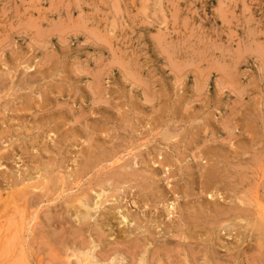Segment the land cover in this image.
Returning a JSON list of instances; mask_svg holds the SVG:
<instances>
[{
  "label": "rangeland",
  "instance_id": "1",
  "mask_svg": "<svg viewBox=\"0 0 264 264\" xmlns=\"http://www.w3.org/2000/svg\"><path fill=\"white\" fill-rule=\"evenodd\" d=\"M158 252L264 264V0H0V264Z\"/></svg>",
  "mask_w": 264,
  "mask_h": 264
},
{
  "label": "bare ground",
  "instance_id": "2",
  "mask_svg": "<svg viewBox=\"0 0 264 264\" xmlns=\"http://www.w3.org/2000/svg\"><path fill=\"white\" fill-rule=\"evenodd\" d=\"M165 140V139H164ZM222 148V147H221ZM208 149V148H207ZM228 149V148H227ZM239 151V150H238ZM258 153V152H257ZM232 156V155H231ZM248 156V155H247ZM108 164V163H107ZM107 167V166H106ZM234 167V166H233ZM30 175V174H29ZM230 175V174H229ZM122 178V177H121ZM14 181H15V179H13ZM233 180V179H232ZM245 183V182H244ZM213 184V183H212ZM16 185V184H15ZM21 185V184H20ZM46 186V185H45ZM11 188V187H10ZM47 188V187H46ZM47 190V189H46ZM22 192H23V190H22ZM226 193V192H225ZM22 194V193H21ZM50 194V193H49ZM257 195V194H256ZM28 196V195H27ZM38 197V196H37ZM185 200V199H184ZM105 202V201H104ZM223 202H224V200H223ZM236 205V204H235ZM234 205V206H235ZM208 208H207V211H211L212 212V214H214V220H221V219H224V218H226L231 212H232V209H228L225 205H218V204H208ZM173 207H174V205H173ZM172 207V208H173ZM124 208V207H123ZM234 209H238V207H234ZM242 209V208H241ZM240 209V210H241ZM243 210V209H242ZM237 211V210H236ZM203 212V211H202ZM238 212V211H237ZM236 212V213H237ZM64 213V212H63ZM197 213V212H196ZM239 213V212H238ZM243 213V212H242ZM232 214V213H231ZM235 214V213H234ZM108 215V214H107ZM161 215H163V213H161ZM179 215V214H178ZM86 216L87 215H82V217L81 218H79L78 217V219L80 220V221H82V219H85L86 218ZM115 215H110L109 214V217L107 216V222H110L112 219H115V217H114ZM124 216V215H123ZM167 216V215H166ZM201 216H202V218H203V216H204V214L203 213H200L199 212V214H197V215H195L194 217H192L191 219H189L188 221H187V224H185V227L187 228V233H185V231L183 230V229H181L182 227H174V226H172L170 223L172 222H170V223H168V221H167V223H166V228H165V231L164 232H160V233H158L157 232V234H154L153 235V238L151 237H147V238H145V239H195V236L196 237H198L199 235L197 234V231H195L196 229H197V227L199 226L198 225V223H199V221H201ZM244 216V215H243ZM169 217H170V215H169ZM177 217V216H176ZM206 217V216H205ZM212 217V216H211ZM122 218V222H120L119 223V225L120 226H128V228H129V225H131V226H135L133 223H131V224H129V222H128V219L126 218V217H121ZM208 218V217H207ZM206 218V219H207ZM63 219V218H62ZM106 219V218H105ZM177 220V219H176ZM191 220V221H190ZM210 220V219H209ZM92 221V220H91ZM205 221V220H204ZM48 222V221H47ZM139 222V221H138ZM211 222V221H210ZM215 222V221H214ZM217 222V221H216ZM249 222V221H248ZM61 223H62V221H61ZM60 223V224H61ZM173 223H174V220H173ZM26 224V223H25ZM46 224V223H45ZM105 224H107L106 222H105ZM160 224V223H159ZM48 225V224H47ZM50 226V225H49ZM52 226V225H51ZM119 226V227H120ZM121 227L122 229L124 228V227ZM140 226V225H139ZM108 228H109V232H111V231H114V229H113V227H110L109 225L107 226ZM156 227V226H155ZM154 227V228H155ZM77 228V227H76ZM121 228H119V230L121 229ZM153 228V227H152ZM228 228V227H227ZM138 230H140L139 228H137ZM157 229V228H156ZM212 229V228H211ZM96 230V229H95ZM124 230V229H123ZM123 230H120L119 231V233L120 234H123V235H121L120 236V238L121 239H127V238H129L130 239V237H131V231H123ZM159 230V229H158ZM161 230V229H160ZM204 230H206V229H204ZM210 230V229H209ZM45 232V231H44ZM62 232H64V231H62ZM94 232V231H93ZM181 232H183V233H181ZM226 232H228V230L226 231ZM49 233V232H48ZM185 233V234H184ZM80 234H81V232H80ZM96 234V233H95ZM119 234V235H120ZM79 235V234H78ZM97 239H115V238H112L111 236H109V235H111V234H105V226L102 224V225H99V230H97ZM182 235H187V237H185V238H182L181 236ZM209 235V234H208ZM184 237V236H183ZM200 237V236H199ZM62 238V237H61ZM208 238V237H207ZM85 239V238H84ZM90 239V238H89ZM94 239H96V237L94 238ZM197 239V238H196ZM217 240V239H216ZM220 240V239H219ZM75 242H77V241H75ZM170 242V241H169ZM166 243V242H165ZM217 243V242H216ZM223 243V242H222ZM135 245V244H134ZM176 245H178V244H176ZM164 246V245H163ZM112 247H114V246H112ZM116 247V246H115ZM133 247V246H132ZM177 247V246H176ZM189 247V246H188ZM178 248V247H177ZM187 248V247H186ZM230 248V247H229ZM75 249V248H74ZM127 249V248H126ZM176 249V248H175ZM178 251H180V250H178ZM131 252V251H130ZM180 253V252H179ZM170 254V253H169ZM263 254V253H262ZM260 255V254H259ZM198 256H199V254H198ZM188 257V256H187ZM202 257V256H201ZM162 257H161V253L160 252H158L157 254H156V257L153 259L154 261H153V263H155V264H161V261H162V259H161ZM179 258V257H178ZM194 258V257H193ZM134 259V258H133ZM150 261V260H149ZM218 262V261H217ZM216 262V263H217ZM253 262V261H252ZM195 264V263H194ZM219 264V263H218Z\"/></svg>",
  "mask_w": 264,
  "mask_h": 264
}]
</instances>
